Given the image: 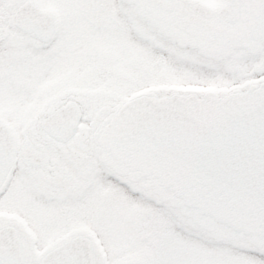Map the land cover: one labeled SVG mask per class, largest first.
<instances>
[{
  "label": "snow or ice",
  "instance_id": "6c2138e0",
  "mask_svg": "<svg viewBox=\"0 0 264 264\" xmlns=\"http://www.w3.org/2000/svg\"><path fill=\"white\" fill-rule=\"evenodd\" d=\"M0 264H264V0H0Z\"/></svg>",
  "mask_w": 264,
  "mask_h": 264
}]
</instances>
